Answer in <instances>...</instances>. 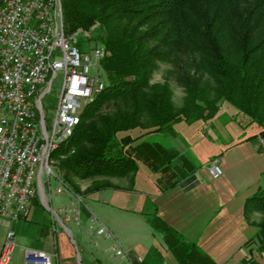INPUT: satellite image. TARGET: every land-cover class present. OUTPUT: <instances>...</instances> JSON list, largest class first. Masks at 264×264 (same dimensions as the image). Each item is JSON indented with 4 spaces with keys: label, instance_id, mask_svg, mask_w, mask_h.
<instances>
[{
    "label": "trees",
    "instance_id": "16d2710c",
    "mask_svg": "<svg viewBox=\"0 0 264 264\" xmlns=\"http://www.w3.org/2000/svg\"><path fill=\"white\" fill-rule=\"evenodd\" d=\"M63 12L68 33L97 24L93 39L106 48L105 89L52 154L74 192L119 188L111 177L133 181V129L208 119L223 101L264 137V0H63ZM162 64L170 65L164 81L151 83ZM171 79L184 89L181 106ZM253 210L263 213L251 222L264 243V183L246 200V217Z\"/></svg>",
    "mask_w": 264,
    "mask_h": 264
},
{
    "label": "crops",
    "instance_id": "0c3cea01",
    "mask_svg": "<svg viewBox=\"0 0 264 264\" xmlns=\"http://www.w3.org/2000/svg\"><path fill=\"white\" fill-rule=\"evenodd\" d=\"M226 113L230 120L223 124ZM238 116V110L226 102L210 119L182 121L161 131L131 132L135 137L131 153L137 159L133 181L130 176L111 177L119 188L85 194L93 203L107 207L102 220L110 235L119 238L123 231L136 229L142 236L134 235L136 249H125L129 255H119V260L110 264H129V258L134 264L138 256H142V264H177L165 257L161 243H155L157 235L164 238L167 254L180 242L177 245L185 246L194 261L204 264H210L211 259L217 264H264V249L256 244L258 227L245 213L247 198L264 183V149L252 137L260 127L254 129L256 133L242 134L249 120L241 118L236 124ZM214 158H219L222 168L217 178L206 167ZM82 182L84 189L91 179ZM38 205L35 198L27 218L0 216V252L7 232L13 229L16 246L10 264H26V247L56 253L53 264H74L71 228L66 222V227L61 224L70 240L59 234L51 208L47 207L51 213L44 215ZM98 220L95 216L91 221ZM80 222L81 214L76 223Z\"/></svg>",
    "mask_w": 264,
    "mask_h": 264
},
{
    "label": "built area",
    "instance_id": "2783aa9c",
    "mask_svg": "<svg viewBox=\"0 0 264 264\" xmlns=\"http://www.w3.org/2000/svg\"><path fill=\"white\" fill-rule=\"evenodd\" d=\"M74 41L65 29L63 0H0V216L27 218L40 191L48 205V197L64 191L52 188L53 177L70 188L55 169L52 154L72 135L84 107L106 86L101 77L90 74L94 61L105 56L104 48H95L90 56ZM58 78L61 92L49 127L43 97ZM210 173H222L217 160ZM69 190L75 199L53 209L64 227L66 221L79 222L82 209L81 195ZM107 231L101 226L97 232ZM15 236L13 229L7 232L0 264H10ZM112 250L124 253L115 246ZM24 251L26 264H53L50 252L28 247Z\"/></svg>",
    "mask_w": 264,
    "mask_h": 264
},
{
    "label": "rangeland",
    "instance_id": "374dc122",
    "mask_svg": "<svg viewBox=\"0 0 264 264\" xmlns=\"http://www.w3.org/2000/svg\"><path fill=\"white\" fill-rule=\"evenodd\" d=\"M96 27H97V24L92 26L90 29H87V30L80 28L77 31H74L71 33H68L67 31L66 32L69 35L73 36V38L75 40L74 41L75 44L76 45L78 44V47L80 48V50L82 52H84L85 54H89L90 56H93V50L95 48H104L105 55H106L105 46L102 43L97 42L96 40L93 39V37L95 35ZM57 56L60 58L62 57L61 55H57ZM103 58L101 60L94 61V63L91 65L90 74L94 75V76L101 77L104 80V82L106 83L107 81H106L105 73H104L103 66H102ZM169 67H170L169 64H162L161 68L155 73L152 81L155 79V77L157 75H159L161 77L162 81H164L166 70ZM171 86L173 89L174 102L176 105L181 106L183 104L184 96H185L184 89L181 85H179L173 79H171ZM176 90H179L181 94L176 95ZM60 92H61V79L58 78L56 80L55 84L53 85V87L43 97L44 110L46 113V121H47V124L49 127L52 126L53 121L55 119L57 102L59 99ZM226 102H228V101L221 102L220 107L223 105V103L225 104ZM228 103H230V102H228ZM231 105H233V104H231ZM235 108L238 110L237 107H235ZM219 110H220V108H219ZM238 113H239V116L236 119V124L240 123L241 118H245V119L249 120V124L242 127V130H243L242 134L244 132L247 135H249L250 133H256V130H254V129L257 127H260V126L256 122L251 121L247 115L240 112L239 110H238ZM229 115L230 114H228V113L224 114V116L221 119L223 124L230 120ZM208 119H210V118H208ZM179 122H182V121H179ZM176 123H178V122H176ZM191 123H193V122H191ZM174 124L166 127L165 129L172 127ZM140 130L144 131V132H148L146 129H140V128L133 129L130 132H132L134 135H136L137 132ZM157 131H161V130H157ZM225 131L228 132L229 129L225 128ZM252 131H255V132H252ZM260 131H261V127H260ZM260 131L255 134L254 138L256 137V139H257L258 147L260 149H264V137L261 135ZM149 132H152V131H149ZM215 160H217L219 163V158H214L206 166L209 173H210V167L212 166V163ZM136 162H137V159H136ZM219 165H220V163H219ZM55 169L58 170V168H55ZM210 175L212 176L211 173H210ZM219 176H217V177H219ZM212 177H214V176H212ZM217 177H215V178H217ZM85 180H86V182L90 181V179H85ZM82 181L83 180H78L81 188L83 186L82 184H85ZM59 186L63 187L64 191L62 193H58L57 195H55L54 198L52 197L54 200V202L52 204H51L49 197H48V205L45 204L44 202H42V199H41V195L43 194L42 191H40V193L36 197V201L39 204L38 207L40 208V211L44 215H49L51 213V211L47 207H49V206L52 207L51 210H52V214H53V209L58 210V208L63 203H66V202H69V201H72L75 199V196L71 195L72 193L69 190L70 188L68 189L63 182H61L60 180L53 177L52 178V188L56 189ZM85 188H87V187H85ZM77 194H79V193H77ZM79 195H81L80 197L82 198V200L84 198V201H82V205H81V208H82L81 209L82 210L81 222H80V224H77L76 222L66 221L67 226L70 227L72 232H73V239L75 241L74 246H75L76 251H75L74 264H110V263H115L119 260V257H120L119 255H125V256L129 255L126 250L136 249L135 245L138 243V241H137V238L134 237V235L138 236V238L142 237L141 235H139V232L136 229H132L129 231L127 230L125 232L123 231L122 237H119V238H116L114 236V234L108 235V232L110 231L109 229H107L108 231L105 234H98V232H97L98 229L101 226L103 227L105 225V222H104V220H102L103 219L102 217H104V213L106 212L105 210L107 209V207L93 203L91 197H89L88 195H82V194H79ZM84 202L86 205L83 204ZM254 213L256 214L255 218L253 215ZM95 216H98L99 219H101V220H98L96 223H93L91 220ZM262 216H263V213L253 210L249 213V218L248 217L247 218L250 222L251 221L252 222H254V221L258 222L261 220ZM56 222H57L56 224H57V227L59 230V234H61V233L66 234L68 236V238L71 240L72 239L71 236L68 235L65 228L59 222V220L56 219ZM149 229L151 231H153V228L151 227V225L149 226ZM155 237L157 240V241H155V243L156 244L161 243V247L164 248V255L166 258L169 257L170 259L175 260L177 262V264H200L201 263V261L200 262L194 261L191 258V256L188 254V252H186L187 248H185V246L177 245L180 242L174 243V244H176V246L172 247L171 250L167 254V247L165 245L164 238L162 236L160 238L158 235ZM155 237H153V238L155 239ZM153 238H152V240H153ZM123 239H125V240H123ZM166 240H168V241L170 240L168 234L166 235ZM178 240H180V238ZM256 240H257V238H256ZM151 242H153V241H151ZM185 242L188 243L189 241L185 240ZM256 244L259 247V249L260 248L264 249V245H263L264 243L262 242V240H257ZM113 246H115L118 249H123L124 253L123 254H117L116 251L112 250ZM196 249H198V247ZM52 254H54V257H55L56 253H52ZM131 255L133 256V252L131 253ZM54 257H53V262H54ZM140 258H142V256H138L134 264H142L143 258L141 259V261H140ZM96 259H97V261H95ZM130 259L131 258L127 259L126 263L131 264ZM209 262H210V264L216 263L213 259H211V261L209 260ZM201 264H204V263H201Z\"/></svg>",
    "mask_w": 264,
    "mask_h": 264
},
{
    "label": "clouds",
    "instance_id": "9594fccd",
    "mask_svg": "<svg viewBox=\"0 0 264 264\" xmlns=\"http://www.w3.org/2000/svg\"><path fill=\"white\" fill-rule=\"evenodd\" d=\"M156 81L163 82L162 79H161V77L159 75H157L155 77V79L153 81H151V83H155ZM180 94H181L180 91L179 90H176V95H180ZM253 215H254V218H255L256 214L254 213Z\"/></svg>",
    "mask_w": 264,
    "mask_h": 264
},
{
    "label": "bare ground",
    "instance_id": "6f19581e",
    "mask_svg": "<svg viewBox=\"0 0 264 264\" xmlns=\"http://www.w3.org/2000/svg\"><path fill=\"white\" fill-rule=\"evenodd\" d=\"M107 83V82H106ZM105 89V88H104Z\"/></svg>",
    "mask_w": 264,
    "mask_h": 264
}]
</instances>
